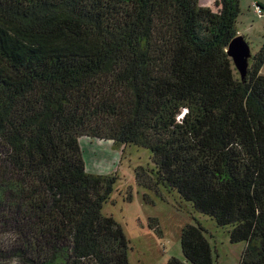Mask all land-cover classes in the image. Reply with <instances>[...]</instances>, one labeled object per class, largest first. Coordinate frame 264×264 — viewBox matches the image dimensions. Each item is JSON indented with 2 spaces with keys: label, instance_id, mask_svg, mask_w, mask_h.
Masks as SVG:
<instances>
[{
  "label": "trees",
  "instance_id": "obj_1",
  "mask_svg": "<svg viewBox=\"0 0 264 264\" xmlns=\"http://www.w3.org/2000/svg\"><path fill=\"white\" fill-rule=\"evenodd\" d=\"M239 1L0 0V264H131L102 213L116 177L86 169L81 137L148 149L139 184L264 264V42L242 81ZM180 245L167 264H212L200 225Z\"/></svg>",
  "mask_w": 264,
  "mask_h": 264
},
{
  "label": "rangeland",
  "instance_id": "obj_2",
  "mask_svg": "<svg viewBox=\"0 0 264 264\" xmlns=\"http://www.w3.org/2000/svg\"><path fill=\"white\" fill-rule=\"evenodd\" d=\"M214 1L200 0V3L215 8ZM261 1L264 0L239 1L237 35L248 42L252 56L264 42V4L261 12L256 11ZM252 63L250 58L249 66ZM260 73L264 75V66ZM235 74L239 76L236 69ZM80 145L89 172L116 177L102 213L112 216L122 227L129 244L131 264H167L172 256L183 260L180 238L187 224L203 228L211 247L212 264H239L245 242H230V226L217 225L214 219L181 199L175 190L162 185L150 188L137 182L138 168H154L148 149L135 145L116 146L112 141L90 137H81ZM150 179L148 177V182Z\"/></svg>",
  "mask_w": 264,
  "mask_h": 264
},
{
  "label": "water",
  "instance_id": "obj_3",
  "mask_svg": "<svg viewBox=\"0 0 264 264\" xmlns=\"http://www.w3.org/2000/svg\"><path fill=\"white\" fill-rule=\"evenodd\" d=\"M226 52L231 58L234 68L239 74V78L245 81L249 68V59L252 58L248 42L243 36L236 35L228 43Z\"/></svg>",
  "mask_w": 264,
  "mask_h": 264
},
{
  "label": "built area",
  "instance_id": "obj_4",
  "mask_svg": "<svg viewBox=\"0 0 264 264\" xmlns=\"http://www.w3.org/2000/svg\"><path fill=\"white\" fill-rule=\"evenodd\" d=\"M256 11L261 12V8H259V7L256 8Z\"/></svg>",
  "mask_w": 264,
  "mask_h": 264
},
{
  "label": "crops",
  "instance_id": "obj_5",
  "mask_svg": "<svg viewBox=\"0 0 264 264\" xmlns=\"http://www.w3.org/2000/svg\"><path fill=\"white\" fill-rule=\"evenodd\" d=\"M259 4H260V5L264 4V1H261Z\"/></svg>",
  "mask_w": 264,
  "mask_h": 264
}]
</instances>
